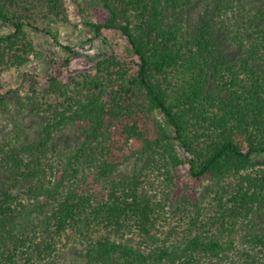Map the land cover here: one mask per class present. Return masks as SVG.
<instances>
[{
	"label": "trees",
	"instance_id": "obj_1",
	"mask_svg": "<svg viewBox=\"0 0 264 264\" xmlns=\"http://www.w3.org/2000/svg\"><path fill=\"white\" fill-rule=\"evenodd\" d=\"M85 1L124 53L62 79L63 0H0V264H264V0Z\"/></svg>",
	"mask_w": 264,
	"mask_h": 264
},
{
	"label": "rangeland",
	"instance_id": "obj_2",
	"mask_svg": "<svg viewBox=\"0 0 264 264\" xmlns=\"http://www.w3.org/2000/svg\"><path fill=\"white\" fill-rule=\"evenodd\" d=\"M63 2L67 9V21L52 24L51 32L57 35V38L61 43L75 46L73 47L74 52L70 55L69 66L66 69L58 70L60 78H67L77 72H93L95 62L100 57L102 58L108 54L115 53L122 56L125 48V40L119 32L114 30L103 31V37L100 39H94L90 46H88L89 44H85L82 47L79 45L77 46L78 43L90 37V33L82 23L83 17L80 10L81 8H86V1L63 0ZM34 40L38 47L37 49L42 52L43 56L33 59V62L28 66V69H31L33 73L38 74V80L40 84L43 85L46 82L45 77L49 71V58L53 57L58 62H61L68 54L55 44H52L48 37L35 35ZM23 69L24 68L16 70L12 68L0 74V86H2V92L12 87L20 89L23 85L20 82ZM25 69H27V67ZM22 91V89L19 90V93H22ZM11 113L14 115V110ZM11 117L12 115L6 119V122L8 123L6 128L3 131L0 129V138L3 137L4 133L13 129ZM1 124L0 128L2 127ZM179 171L182 178L186 181L189 190L197 188L199 195L206 198H208V195L212 194V192L210 193V183L207 181L199 182L193 180L188 173L187 165L180 166ZM184 230L185 228L183 227L177 229L178 233L176 234V237L178 238L176 239H179L184 234Z\"/></svg>",
	"mask_w": 264,
	"mask_h": 264
}]
</instances>
